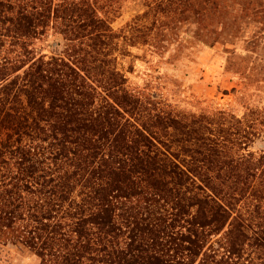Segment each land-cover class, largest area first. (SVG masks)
<instances>
[{
    "label": "trees",
    "instance_id": "16d2710c",
    "mask_svg": "<svg viewBox=\"0 0 264 264\" xmlns=\"http://www.w3.org/2000/svg\"><path fill=\"white\" fill-rule=\"evenodd\" d=\"M144 2L115 30L119 0H0V244L37 264H264V103L189 113L131 88V48L160 56L165 18L201 4Z\"/></svg>",
    "mask_w": 264,
    "mask_h": 264
},
{
    "label": "rangeland",
    "instance_id": "374dc122",
    "mask_svg": "<svg viewBox=\"0 0 264 264\" xmlns=\"http://www.w3.org/2000/svg\"><path fill=\"white\" fill-rule=\"evenodd\" d=\"M117 5L111 22L115 30L146 8L144 0ZM165 20L173 28L163 36L160 56L144 58L142 47L131 48L136 57L125 63L133 65L126 72L131 88L146 89L161 106L189 113L227 109L239 115L245 103H264V0H201L195 10ZM214 31H221L215 40ZM206 34L210 38L202 42ZM57 37L49 34L38 45L50 53ZM263 137L250 149L257 150ZM0 264H37V256L0 244Z\"/></svg>",
    "mask_w": 264,
    "mask_h": 264
}]
</instances>
